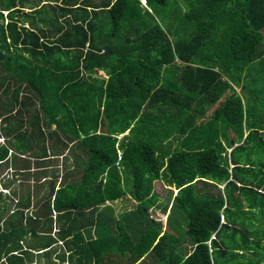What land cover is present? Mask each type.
Returning a JSON list of instances; mask_svg holds the SVG:
<instances>
[{
    "label": "trees",
    "instance_id": "16d2710c",
    "mask_svg": "<svg viewBox=\"0 0 264 264\" xmlns=\"http://www.w3.org/2000/svg\"><path fill=\"white\" fill-rule=\"evenodd\" d=\"M48 1L0 0V168L39 171L70 144L77 167L32 214L31 187L0 190L20 210L0 213V239L22 236L8 264L29 238L63 240L72 264H264V0ZM128 193L139 208L118 221L107 202Z\"/></svg>",
    "mask_w": 264,
    "mask_h": 264
},
{
    "label": "rangeland",
    "instance_id": "374dc122",
    "mask_svg": "<svg viewBox=\"0 0 264 264\" xmlns=\"http://www.w3.org/2000/svg\"><path fill=\"white\" fill-rule=\"evenodd\" d=\"M46 1L47 0H31V7H33L35 5H39L41 7L43 4L46 3ZM53 1L54 0H49L48 2L53 3ZM94 1H97V0H94ZM144 3H145V1H144ZM96 75H97V77H101L102 74L96 72ZM240 91H241V89L240 88H237V92L240 93ZM215 106H218V104L215 105ZM216 108L217 107H215L214 109L213 108H209L208 112L210 110L213 112ZM0 112H3V111L0 109ZM4 112H7V111H4ZM208 112L206 114V117H203V119H199L197 121V124H199L200 126H202V125L203 126L209 125V120L212 119V114L210 112L209 113ZM6 117H7L6 115L5 116H2L1 113H0V127H2V126H8L9 125V121L7 120ZM54 129H55V127L53 126L52 127V130H54ZM206 134L212 135V137L213 136L214 137H220V140L221 141H224L225 140V137L222 136V131L220 130V128L216 127L215 125L211 129H208L206 131ZM189 145L192 146L193 148H195L194 145H192V144H189ZM70 147L72 149V145L71 144L68 145V149ZM174 150L175 151H181V150H188V148L187 147L186 148L183 147L181 142H177V143L174 144ZM174 150L172 152H174ZM50 159H52V160H50ZM46 161L47 162H49V161L50 162H56L58 160H56L52 155L48 154V160H46ZM46 161H41L40 163L41 164L47 163ZM31 162H32V167H33L35 161H31ZM60 162H61V160H60ZM8 172H9V169L0 168V190L2 192L6 193L7 195L11 196L10 195V191L9 190H5V188L10 189L9 187H7L8 186V182L11 181L10 179H13V176H11V175H9L8 178L5 176V174H7ZM17 172H18V175L15 177V179H17V181H16V183L14 185L15 189H18L20 187H22L24 189V188H27V187H36L37 186L30 179V176L31 175H34L37 172V170H33L29 174H26L27 171H24V170L23 171H17ZM32 179L34 180V177L33 176H32ZM38 182H41L40 185L46 184L45 179H41V180L39 179ZM59 182L63 183V180H61ZM40 185H38V186H40ZM158 190L161 191L160 188H158ZM166 195H167V192L166 191L162 192V196H163L164 199H167ZM12 199L14 200L13 197H12ZM18 204L19 203L17 202V200H15L13 203H8L4 199H3V201H0V213H1V216H3L5 220L9 219V221H10L9 224H11L12 218L15 217L18 214V212L20 211L19 208L16 207V206H18ZM101 210L102 209L100 207L99 210H98V212L94 213L95 218H96V216H97V218H100V213L99 212ZM15 211H17V212L13 216L12 214ZM121 211H122V213H120L119 215H121V214L124 213L123 210H121ZM148 215L150 216L149 218H147L148 222H153V220L160 221L163 224V226L161 228L162 232L166 230V217H165V215L163 213H161L159 211L158 208H151L149 210V212H148ZM18 218H19V216H18ZM82 219H84V217H82ZM122 220L124 222H127V220L125 219V217L122 218ZM3 224L1 223L0 224V227H4V229H5L7 227V225L5 224V226H3ZM148 225L147 224H144V226L142 228H140L138 231L144 229V227H147ZM181 225L182 224L180 222V219H179L178 215H175L174 218L171 221V226L174 227V228H176V227L181 226ZM111 227H114V225H112ZM183 227H185V224L183 225ZM1 229L2 228H0V235L5 232V230H4V232H2ZM128 229L131 232V229L130 228H128ZM16 230H17V228H16ZM16 230H15V233H14L13 236L9 237V236H6V235H2V238L0 239V242L2 243V248L0 246V250H1L0 251V260H1L0 261V264H8L9 263L7 261V259H9L10 257H8V256L5 257V253L7 251V247L9 245H11L10 244V241H8V239L13 240L15 238V242H17V243H14L13 248L16 249V248H19L20 247L19 246V241L22 238V236H20V234L18 232H16ZM184 236L187 238V236L185 234H184ZM29 239L30 240L23 239L21 241L22 242V245L24 243V245H23L24 249H26V247H27V252H24L23 254L28 259V261L24 257L21 258V259H23L25 261V264H72L69 261V258L67 256H63L62 255V253H64V251H65L64 250L65 249V244H63V240L56 239L55 238L54 239L56 241L55 246L53 248H48L49 246L46 245V243H44L45 241L43 239H39V240H36V239H33V238H29ZM43 244H45V245L43 246ZM30 245L33 248H30ZM58 249L60 250L59 253H57ZM1 253H2V256H1ZM26 253H28V255ZM21 254L22 253H20L18 255L21 257ZM78 257H79V254L78 255L76 254L75 255V260ZM113 258H116V260L119 259L118 256H108V257L105 258L104 263L112 262ZM92 264H95V263L92 261Z\"/></svg>",
    "mask_w": 264,
    "mask_h": 264
},
{
    "label": "crops",
    "instance_id": "0c3cea01",
    "mask_svg": "<svg viewBox=\"0 0 264 264\" xmlns=\"http://www.w3.org/2000/svg\"><path fill=\"white\" fill-rule=\"evenodd\" d=\"M26 11H31V10L27 8ZM96 72L101 73L102 78H108V76L104 72L98 71V70ZM6 128H8V127H6ZM128 133L129 132H126L125 134L120 135V138L122 139L125 135H128ZM173 139H174V137H172L171 140H169L171 142L170 144L172 145V147H168V145H169L168 144L167 147L165 148V150L169 154L172 153L173 148H174V144L178 142L177 139L176 140L175 139L173 140ZM167 143H169V142H167ZM47 147H49V145H47ZM70 150H71V147L69 149L67 148L65 151H64V149L62 150V148H61L60 152L58 153V154H60V156L55 157V159L58 160L56 162H50V161L47 162L46 161L47 163H44V164L36 163V162L34 163L33 167H35V166L40 167L41 170L37 171L34 175L30 176L31 181L37 185L36 187H31V193H29V195H31V199H32V206H31L30 211H29L30 214L34 213L35 211L38 210L39 207L35 205V203H36V201H38V199H40L44 196H47V197L50 196L51 197V193L49 191V183L56 182L57 185L60 184L59 181H61L62 178L64 177V172H63V168H62L64 163H66L68 166H70V168H72V170H73V168L77 167L76 163L74 164L72 157H74V156L76 157V155L78 153H77V151H73L71 154ZM118 152H119V160H118V163H119L121 161L122 151L119 150ZM10 153H12V152H10ZM63 153H65V154H63ZM48 154L53 155V150L51 148L48 149ZM61 154H63V155H61ZM50 160H52V159H50ZM60 160H61V162H60ZM11 163H12V161H10L8 164H5L4 168H6V167H8V169L13 168V165ZM119 169H121V168H119ZM10 174H16V173L13 170H10V172H8L7 175H10ZM11 176H13V175H11ZM32 176L34 177V180L32 179ZM14 177H16V176H13V178ZM39 179L40 180L45 179L46 184L40 185L41 182H38ZM38 185H40V186H38ZM27 188H25L26 191H27ZM165 189L172 190V192H174V196L178 193V191L175 188L165 186ZM27 194L28 193L26 192V195ZM26 195H25V197H26ZM52 200H53V198H52ZM107 205H110L112 207V212H113L114 216L116 217V219L118 221H122V222H123L122 218H124L126 215L127 216L132 215V213H134V211L139 208V206H138L139 203L136 200H134V198L131 196L130 193H128L125 197L119 199L115 203L111 204V203L107 202ZM101 209H103V207H101ZM121 210H123L124 213L119 215L120 213H122ZM168 213H169V210L166 214H164L166 216V225H167ZM56 216H57V221H56ZM58 217H59V214L57 215L56 212L54 211L53 212V218H54L53 223H55V224L57 223V226L56 225L54 226V232H53L54 238H55V233L59 232L56 230V228L57 227L61 228V223H60ZM72 219L69 220L68 223H70L72 221ZM127 230H128V232H130L128 228H127ZM104 231H105V229H103V232ZM56 239H58V238H56ZM54 246H55V244H53L52 248ZM59 252H60V250L58 249L57 253H59ZM21 253H22L21 257H24L28 261V259L24 256L23 252H21ZM15 260L17 261L18 259H15Z\"/></svg>",
    "mask_w": 264,
    "mask_h": 264
},
{
    "label": "clouds",
    "instance_id": "9594fccd",
    "mask_svg": "<svg viewBox=\"0 0 264 264\" xmlns=\"http://www.w3.org/2000/svg\"><path fill=\"white\" fill-rule=\"evenodd\" d=\"M32 214V213H31ZM63 244H64V242H63Z\"/></svg>",
    "mask_w": 264,
    "mask_h": 264
},
{
    "label": "water",
    "instance_id": "95a60500",
    "mask_svg": "<svg viewBox=\"0 0 264 264\" xmlns=\"http://www.w3.org/2000/svg\"><path fill=\"white\" fill-rule=\"evenodd\" d=\"M143 3H144V2H143ZM145 3H146V2H145ZM145 3H144V4H145Z\"/></svg>",
    "mask_w": 264,
    "mask_h": 264
}]
</instances>
